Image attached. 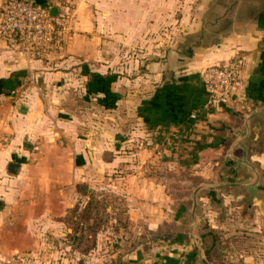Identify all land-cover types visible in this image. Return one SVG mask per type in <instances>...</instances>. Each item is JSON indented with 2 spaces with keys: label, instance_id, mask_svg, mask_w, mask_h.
<instances>
[{
  "label": "crops",
  "instance_id": "1",
  "mask_svg": "<svg viewBox=\"0 0 264 264\" xmlns=\"http://www.w3.org/2000/svg\"><path fill=\"white\" fill-rule=\"evenodd\" d=\"M31 1L56 47L29 60L0 37V264H264L261 122L234 149L258 182L199 191L200 238L191 215L195 186L252 179L225 156L264 105V1L201 0L168 43L176 0ZM236 55L234 100L206 108L199 71Z\"/></svg>",
  "mask_w": 264,
  "mask_h": 264
},
{
  "label": "built area",
  "instance_id": "2",
  "mask_svg": "<svg viewBox=\"0 0 264 264\" xmlns=\"http://www.w3.org/2000/svg\"><path fill=\"white\" fill-rule=\"evenodd\" d=\"M0 37L26 59L44 56L56 47L49 7L31 0H0ZM240 60L209 65L200 71L202 86L209 96L206 108L232 103L239 87Z\"/></svg>",
  "mask_w": 264,
  "mask_h": 264
},
{
  "label": "water",
  "instance_id": "3",
  "mask_svg": "<svg viewBox=\"0 0 264 264\" xmlns=\"http://www.w3.org/2000/svg\"><path fill=\"white\" fill-rule=\"evenodd\" d=\"M52 13H54V9L50 11L51 16L53 15ZM241 119H242L241 128L235 132L237 134V137L229 145L225 157L226 159H230L232 162L236 163L238 166H241L245 169L250 170V172L252 173V179L249 180L248 182L247 181L246 182H235V183L224 184V185L199 184L194 187V190L192 192V197H191L192 198L191 215L194 220V231L192 234H193V237L195 238H200L196 234V230L198 227V218L196 217V206H197V193L199 191L203 189H214L218 187H225L228 185L229 186H244L246 188H249L258 182L259 172L256 169V167L246 159L245 154H243L242 157L240 158L236 157L234 155V149L236 147H241L244 150L246 149V145L249 143L250 138L253 136L252 124L254 121L261 122L262 128L260 131V135L264 139V105L259 106L257 108H253L249 112L242 115ZM17 168H18L17 164L15 163L9 164V171L11 173H14Z\"/></svg>",
  "mask_w": 264,
  "mask_h": 264
},
{
  "label": "rangeland",
  "instance_id": "4",
  "mask_svg": "<svg viewBox=\"0 0 264 264\" xmlns=\"http://www.w3.org/2000/svg\"><path fill=\"white\" fill-rule=\"evenodd\" d=\"M222 1L223 0H213L211 6L219 5L217 7L222 8L224 7ZM201 7H202L201 0H176L175 8L171 7L172 12L169 13L170 23H168L169 19L165 20L166 23L162 22L160 32L158 33L160 42L164 43V41H167L168 43L169 41L175 42V40L178 42L179 40L178 38L181 37L182 39V35L186 31L184 29H188L189 32L191 31L194 32L197 30V24L198 26L199 25L202 26L203 19L201 18V14H200L202 10ZM166 18H168L167 15ZM210 37H212L210 36V33H207L206 38L212 40L213 38ZM178 45H180V43H178L177 46ZM233 59L234 60L242 59V57H240V55H236ZM240 61L242 66L243 59ZM218 64H222V63H218Z\"/></svg>",
  "mask_w": 264,
  "mask_h": 264
},
{
  "label": "trees",
  "instance_id": "5",
  "mask_svg": "<svg viewBox=\"0 0 264 264\" xmlns=\"http://www.w3.org/2000/svg\"><path fill=\"white\" fill-rule=\"evenodd\" d=\"M213 65V64H212Z\"/></svg>",
  "mask_w": 264,
  "mask_h": 264
}]
</instances>
